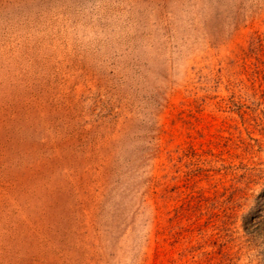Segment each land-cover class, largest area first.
<instances>
[{
    "label": "rangeland",
    "instance_id": "374dc122",
    "mask_svg": "<svg viewBox=\"0 0 264 264\" xmlns=\"http://www.w3.org/2000/svg\"><path fill=\"white\" fill-rule=\"evenodd\" d=\"M0 264H264V0H0Z\"/></svg>",
    "mask_w": 264,
    "mask_h": 264
}]
</instances>
